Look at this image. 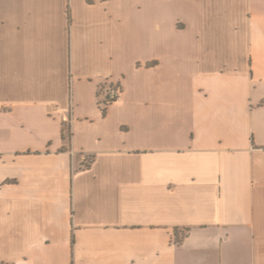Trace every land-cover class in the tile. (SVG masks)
<instances>
[{"label": "crops", "instance_id": "1", "mask_svg": "<svg viewBox=\"0 0 264 264\" xmlns=\"http://www.w3.org/2000/svg\"><path fill=\"white\" fill-rule=\"evenodd\" d=\"M0 264H264V0H0Z\"/></svg>", "mask_w": 264, "mask_h": 264}, {"label": "built area", "instance_id": "2", "mask_svg": "<svg viewBox=\"0 0 264 264\" xmlns=\"http://www.w3.org/2000/svg\"><path fill=\"white\" fill-rule=\"evenodd\" d=\"M123 89L120 84L106 82L99 90L100 108L105 111L113 103L122 99Z\"/></svg>", "mask_w": 264, "mask_h": 264}, {"label": "trees", "instance_id": "3", "mask_svg": "<svg viewBox=\"0 0 264 264\" xmlns=\"http://www.w3.org/2000/svg\"><path fill=\"white\" fill-rule=\"evenodd\" d=\"M70 136H71V134L66 135L65 133H64V135H63L64 139H68Z\"/></svg>", "mask_w": 264, "mask_h": 264}]
</instances>
